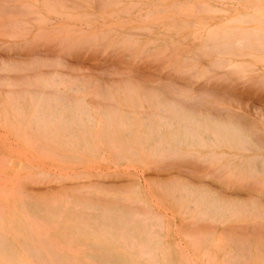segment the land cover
Masks as SVG:
<instances>
[{"label": "rangeland", "instance_id": "374dc122", "mask_svg": "<svg viewBox=\"0 0 264 264\" xmlns=\"http://www.w3.org/2000/svg\"><path fill=\"white\" fill-rule=\"evenodd\" d=\"M219 23L225 45L203 46ZM263 45L264 0H0V186L16 226L40 212L36 232L70 264H264V159L249 166L264 157ZM19 235L0 251L33 264Z\"/></svg>", "mask_w": 264, "mask_h": 264}, {"label": "bare ground", "instance_id": "6f19581e", "mask_svg": "<svg viewBox=\"0 0 264 264\" xmlns=\"http://www.w3.org/2000/svg\"><path fill=\"white\" fill-rule=\"evenodd\" d=\"M113 1V0H112ZM104 1H102L103 3ZM27 3V2H25ZM24 3V4H25ZM202 4V3H201ZM104 5V3H103ZM206 5V6H209L211 8H214L213 6H211L210 4L208 3H205L203 4V6ZM27 6V5H25ZM24 7V6H23ZM134 7V6H133ZM136 7V6H135ZM179 7V6H178ZM185 6H183L184 8ZM198 7V6H197ZM181 8V7H180ZM2 9V8H1ZM31 9V8H30ZM199 9V8H198ZM203 9V8H202ZM205 9V8H204ZM206 9H208L206 7ZM219 10H227L225 8H217ZM185 10H183L184 12ZM191 11V10H190ZM206 10H204L205 12ZM213 11V10H212ZM182 12V13H183ZM34 13V12H33ZM39 14V13H38ZM241 16V15H240ZM245 16V14H244ZM246 17V16H245ZM248 17V16H247ZM253 17V16H252ZM242 18V16L240 17ZM233 20V19H232ZM237 19H235L236 21ZM242 20V19H241ZM234 21V20H233ZM188 22V21H187ZM241 22V21H240ZM198 23H201V24H208L207 21H198ZM197 23V24H198ZM238 23H239V20H238ZM179 25V26H183L184 25V22L180 21V22H177V21H172L170 23H168V25ZM221 24V25H220ZM223 23H219V24H215V27H220V31H213V27H211L208 31V33L206 35H204V39H203V46H210L211 45H215V44H224L225 45V42L224 41H221L222 39L224 38H227V36H229V34H231L233 28L230 27V26H222ZM242 24V22L240 23ZM218 25V26H217ZM189 26V25H188ZM238 26V25H237ZM191 27V26H190ZM241 27V26H240ZM168 28V27H167ZM185 28V26H184ZM195 28V27H194ZM242 28V27H241ZM199 29V28H198ZM203 29V28H202ZM171 30V29H170ZM244 30V28H243ZM255 30H257L258 32V29L255 28ZM168 31V30H167ZM198 32V31H196ZM243 32V31H242ZM256 32V34H257ZM200 33V32H199ZM236 33V32H235ZM245 33V32H244ZM248 34V33H247ZM44 35V34H43ZM201 35V34H200ZM241 35V34H240ZM55 36V35H54ZM196 36V35H195ZM197 37V36H196ZM202 37V36H201ZM242 36L236 38L232 44H237V45H240L242 42H241V38ZM247 37V36H246ZM35 39V38H34ZM199 39V37H198ZM197 39V40H198ZM229 38H227L228 40ZM247 39V38H246ZM63 40V39H62ZM200 40V39H199ZM201 41V40H200ZM173 42V41H172ZM228 42V41H227ZM231 43V42H229ZM228 43V44H229ZM66 44V43H65ZM249 44V43H248ZM260 44V43H259ZM173 45V44H172ZM258 45V44H256ZM180 46V45H179ZM230 46V45H229ZM253 46V45H252ZM264 46V45H263ZM130 47V46H129ZM217 47V45H216ZM239 47V46H238ZM202 48V47H201ZM220 48V47H219ZM159 49V48H158ZM205 49V48H204ZM213 49V47L211 48ZM210 49V50H211ZM220 50V49H219ZM203 51V50H202ZM205 51V50H204ZM215 51V50H214ZM221 53V52H220ZM229 53V52H228ZM222 54V53H221ZM211 55V53H210ZM229 55V54H227ZM187 62V60H185ZM217 62V61H216ZM219 62V61H218ZM220 63V62H219ZM225 74V73H224ZM149 102V101H148ZM83 103V101H82ZM185 115L183 116H180L179 119L181 118H185L187 121H190V123H195L197 122V119H198V116H195L194 114H191V113H184ZM205 122L203 123V125L205 127H210L212 126V129H213V132L215 134H219V135H223L224 137L228 136V137H231V135H236V136H239L237 135L234 131L232 132L231 128H227V127H224L221 123L219 122H215L216 124H213L212 125L209 123V120H204ZM91 122V120L89 121ZM202 133V132H201ZM202 135V134H201ZM208 135V134H207ZM218 136V135H217ZM219 137V136H218ZM240 137V136H239ZM162 138V137H161ZM223 138V137H222ZM239 139V138H237ZM225 140V139H224ZM164 140H159V142H163ZM238 141V140H237ZM235 140V142H237ZM234 142V141H233ZM241 142V141H240ZM243 143V142H242ZM142 145V144H141ZM246 147V145H245ZM88 148V147H87ZM243 158V157H242ZM264 157L263 156H255L252 158V161H250V164L249 166L250 167H255L257 165L256 161L257 160H263ZM10 161V160H9ZM8 161V162H9ZM10 163V162H9ZM4 165V164H3ZM5 175V174H3ZM259 179V177H258ZM2 182V181H1ZM4 184V185H3ZM1 183V186H0V248L1 247H7L9 246L10 244L8 243V240H9V234L11 233L12 230H18L20 231V239H21V244L22 246L25 248L29 258H30V261L31 263L33 264H70V262L64 258H62L59 254H60V251H62V249H60L61 247V243H58L57 242V238L51 234H49L47 232V230H42L41 228L43 227H40L41 225H39V228L37 227V229H39L37 232H36V227L34 225H32V222H34L36 224V222H40L42 221L44 223V219L42 218V215L40 212H35V211H31V212H28L27 215H29L31 217L30 221H28V223H25L24 226H16V221L12 218V215H13V212H12V206H11V200H10V191L8 189V183ZM16 187V186H15ZM201 206H202V201L200 200L198 202ZM23 207L26 208V206H29L28 205V202H26V199H24V203L22 204ZM220 206L224 207V204H220ZM191 207V206H190ZM125 214V213H123ZM122 214V215H123ZM41 215V216H40ZM36 221V222H35ZM78 222H82L81 220H77ZM57 223V222H56ZM53 225V224H52ZM55 225V223H54ZM45 226V225H44ZM54 228V227H53ZM52 230V229H51ZM80 229H78V226L77 225H74V229L72 230V234L68 237L69 240H72L73 237L75 236L74 235V232L75 231H78ZM26 231V232H25ZM53 231V230H52ZM51 231V233H52ZM103 239H106V236H103L102 237ZM124 241H128V240H131L132 239V236L128 235V234H125L121 237ZM115 239L114 236H112V240ZM159 244L160 243H157L155 244L154 246L155 247H159ZM79 245V244H78ZM93 246L95 247L96 245H98L95 241H92V242H86L84 244V246ZM148 245V244H145V246ZM157 245V246H156ZM68 246V245H66ZM80 246V245H79ZM70 248V247H69ZM90 260L94 263H101V264H118L119 262H124V260H122L121 258L116 259L114 257H112L111 255H105V256H100L99 255V258H97L96 256H93L91 255L90 257ZM0 264H16V261H15V258H13V256H9L7 253H4L2 251H0Z\"/></svg>", "mask_w": 264, "mask_h": 264}]
</instances>
